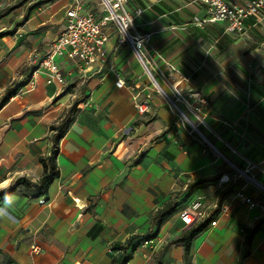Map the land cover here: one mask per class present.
<instances>
[{
	"label": "crops",
	"instance_id": "0c3cea01",
	"mask_svg": "<svg viewBox=\"0 0 264 264\" xmlns=\"http://www.w3.org/2000/svg\"><path fill=\"white\" fill-rule=\"evenodd\" d=\"M141 1L144 6L130 0L129 6L144 10L138 24L150 36L154 62L203 109L221 153L264 187V21L248 19L245 35L233 37L220 24L197 27L193 18L205 9L192 0ZM87 2L99 9L98 1ZM71 3L0 1V191L20 178L36 186L53 167L58 172L46 197L34 186H19L0 204V251L16 264H114L137 237L129 264H147L145 249L164 252L158 264H264V191L221 183L232 177L230 167L220 159L206 164L208 150L159 96L148 114L138 115L136 107L152 89L113 29L103 69L85 76L75 62L59 59L65 84H48L47 72L37 67L24 71L31 54L42 56L61 32ZM75 81L85 102L73 110L67 86ZM205 169L218 180L190 192ZM228 188L234 192L225 194ZM242 192L256 208L237 196ZM195 201L208 214L205 221L217 224L197 236L186 255L175 242L185 234L181 212ZM168 206L171 214L154 226Z\"/></svg>",
	"mask_w": 264,
	"mask_h": 264
},
{
	"label": "built area",
	"instance_id": "2783aa9c",
	"mask_svg": "<svg viewBox=\"0 0 264 264\" xmlns=\"http://www.w3.org/2000/svg\"><path fill=\"white\" fill-rule=\"evenodd\" d=\"M71 1L72 3L65 14L63 29L48 44L46 52L42 56L38 55L34 61V63H38V70L43 69L47 72L48 84L66 83L58 62L59 59L66 58L75 62L84 71V75L103 69L108 62L107 46L111 41L110 30L113 29L118 36L117 45L119 47L128 45L140 61L144 73L150 79L149 87H156L155 91L182 116L186 114L182 111L181 106H185L199 120V124L197 126L193 124V126L194 129L195 126L197 127V131L202 136L199 127L205 126L206 123L205 119L199 115L201 108L195 106L196 103L192 102V98L187 97L179 83H170L148 51L150 36L144 33L143 28L138 24V19L142 17L144 10L139 9L135 13L132 12L129 0H98L99 9L96 11L91 10L87 0ZM191 4L205 9L207 13L204 19L197 16L193 18L197 27L203 28L208 24H220L224 26L225 34L233 37L245 35V23L248 19L264 21V0H192ZM38 70L33 74L32 88L37 86ZM157 77L171 88L174 93L172 96L161 86ZM117 86L124 88L125 84L123 81H118ZM134 89H142V86L135 85ZM194 99L197 100L195 97ZM153 100L152 92L146 94L144 101L136 107L138 115L147 114ZM198 102L202 103L200 99ZM177 103L180 104V108L177 107ZM209 131L211 130L209 129ZM245 173L250 174V171L245 170ZM250 179L252 183L264 189L253 176ZM231 180L237 182V176L232 179L229 176H223L220 182L227 184ZM239 196L250 209L256 208L257 204L252 198L244 193H240ZM40 203H45V200L41 199ZM206 219H208V214L203 211L202 205L198 201L188 205L181 212L184 232L196 227ZM211 224L215 226L217 222L212 221ZM32 250L34 253L41 252V248L36 245H32Z\"/></svg>",
	"mask_w": 264,
	"mask_h": 264
},
{
	"label": "rangeland",
	"instance_id": "374dc122",
	"mask_svg": "<svg viewBox=\"0 0 264 264\" xmlns=\"http://www.w3.org/2000/svg\"><path fill=\"white\" fill-rule=\"evenodd\" d=\"M39 1L40 0H24V4H26V3H28V2H32L33 4H35V3H39ZM67 1L68 0H60V4L61 5H65L66 3H67ZM95 1H98V0H95ZM133 4H135V5H142V6H144V3L141 1V0H130ZM163 1H169L170 3H176V2H174V0H163ZM176 1H178V2H181V0H176ZM188 3H189V1L188 0H186ZM184 5H186V3H184ZM25 9V8H24ZM191 14H193L192 12H191ZM198 14V16L200 17V19H203V18H205L206 16H207V13H206V11L205 10H202L201 12H199V13H197ZM27 32V35H30V34H32V33H34L32 30H26ZM199 31V30H198ZM199 32H201V31H199ZM202 33V32H201ZM12 34H14V33H12V32H10V33H8V34H6V36L7 35H12ZM24 35H26V34H24ZM4 41H6V40H4ZM39 55V51H37V52H34V53H32L31 54V61H30V63L27 65V68H25V70L24 71H26V69L27 70H30V69H33V68H35V67H37L38 68V63H34V61H35V59H36V57ZM144 71V70H143ZM79 79V78H78ZM143 79H146L147 80V82L149 83V81H150V79H149V77H148V75L147 74H145L144 73V77H143ZM157 79L159 80V82H160V84H161V86L165 89V91L169 94V95H173L174 93H173V91L171 90V88L169 87V86H167L166 84H164L163 83V80H161V78H158L157 77ZM87 83H88V80L87 81H85V84H84V86L83 87H86V85H87ZM174 84V83H173ZM77 85V82L75 81L73 84H71V85H68L67 87H68V91L70 92V93H72L73 94V96H72V101H74V105L72 106V108L71 109H80V104H82V103H84L85 101H82V98L85 96V94L84 93H78V92H75L74 91V89L77 87L76 86ZM73 86V87H72ZM181 88H182V86H181ZM151 89H152V93H153V95H157V96H159L160 98H161V100L163 101V103L166 105V107H167V109H168V111L169 112H171L175 117H176V119L177 120H179L180 121V123L182 124H184L185 125V127L187 128V129H189L190 131H193V135H194V137H196L199 141H201V143L204 145L203 147L204 148H206L207 150H208V153L206 154V156H205V163L206 164H210L212 161H213V159H220V162L221 163H223L225 166L227 165V166H229L230 167V173H232L233 175H232V177H231V179L234 177V176H237V183L238 184H250L251 186H254L255 184L254 183H252V181H251V179L250 178H252V175L251 174H247V173H245V170H243V169H241V168H239L236 164H234L232 161H230L229 159H228V157L227 156H225L223 153H221V151L216 147V145L213 143V141H212V139H211V137L208 135L209 133H210V131H209V129H210V127L207 125V123H206V125L204 126V125H201L200 127H199V130L201 131V133H202V135H204V137L203 136H201V134L197 131V130H195L194 129V126H193V124L194 125H198L199 124V120L192 114V113H190L186 108H185V106H181V109H182V111L187 115V117H189V119L190 120H193V124H191V123H189L183 116H182V114L180 113V112H178L175 108L174 109H172V106L169 104V102L166 100V99H164L160 94H158L155 90H156V87H154V86H151ZM66 91V90H65ZM189 98V97H188ZM193 102V101H192ZM195 106H197V105H195ZM202 111H203V109H201V112L199 113V115L201 116L202 114ZM148 114V113H147ZM178 121V122H179ZM211 130V129H210ZM207 139V140H206ZM213 147H212V146ZM215 148V149H214ZM220 153L221 154H223V156H221L220 155ZM241 172H244L245 174H242ZM201 173H203V175L200 177L201 178V180L198 182V184H193L192 186H190V192H192L193 191V189L194 188H196V186H198V185H200V184H203L206 188L210 185L209 183H212V182H216L217 180H218V178L217 179H215L214 180V176H211L210 174H209V171H207V169H205V170H203ZM26 177L28 176V174H26L25 175ZM189 178L191 177L190 175L188 176ZM230 177V176H229ZM250 177V178H249ZM220 180V179H219ZM255 187L256 188H259L260 190H262V191H264V189L262 188V187H260V186H258V185H255ZM195 190V189H194ZM231 191V192H230ZM232 192H234V189H232V188H228L224 193L225 194H230V193H232ZM243 193V192H242ZM239 194L240 193H238L237 194V196H239ZM192 198V194H190L189 196H188V199L187 200H190ZM147 252H141V255L144 257V255H146V258H144V259H146V260H148V263L147 264H158L161 260H163L164 259V255H163V253L164 252H161V253H154V254H151V251H150V249H145ZM150 254H151V256H150ZM0 264H16L15 262H12V260H11V258L10 257H8L4 252H2V251H0Z\"/></svg>",
	"mask_w": 264,
	"mask_h": 264
},
{
	"label": "trees",
	"instance_id": "16d2710c",
	"mask_svg": "<svg viewBox=\"0 0 264 264\" xmlns=\"http://www.w3.org/2000/svg\"><path fill=\"white\" fill-rule=\"evenodd\" d=\"M15 94H16V92L13 91L8 95V97L14 96ZM55 141L57 143L58 137L55 138ZM57 153H58V148L56 146L53 150V154L51 157L52 161L55 160ZM57 178H58V172H56L55 167H53L49 173H46V175L41 179L40 183L37 184L36 186L33 185L31 182L27 181L26 179L20 178L16 182L15 186H13L12 188L0 191V204L7 198V196L11 195L12 192H14V190L19 186H26L29 188H32L34 186L35 191L39 196L46 197L49 194V191H50L52 184L55 182V180ZM3 193H5V194L3 195ZM171 211L172 210L170 209L169 206L160 210L153 219V225L154 226H162L164 221L166 220V218L171 214ZM211 223H212L211 220H207L205 222L200 223L196 227L191 228L190 230L185 232V234L181 238L177 239L175 244L183 245L185 252H186V255H188L194 239L197 236H199ZM135 238H137V237H134V238L131 237L126 242V245L123 246V248H122V250H123L122 255L119 257L118 260H115L114 264H129V262L132 258V255L129 253V247L131 246L132 241ZM12 262H15V261L12 260Z\"/></svg>",
	"mask_w": 264,
	"mask_h": 264
},
{
	"label": "bare ground",
	"instance_id": "6f19581e",
	"mask_svg": "<svg viewBox=\"0 0 264 264\" xmlns=\"http://www.w3.org/2000/svg\"><path fill=\"white\" fill-rule=\"evenodd\" d=\"M177 107H179V108H180V104H178V103H177ZM183 117H184V118H185V119H186V120H187L189 123H191V124H193V123H194V122H193V120H190V119H189V117H190V116H189V117H187V115H184V114H183ZM202 136L204 137V135H202ZM204 138H205V137H204ZM206 140H207V139H206Z\"/></svg>",
	"mask_w": 264,
	"mask_h": 264
},
{
	"label": "water",
	"instance_id": "95a60500",
	"mask_svg": "<svg viewBox=\"0 0 264 264\" xmlns=\"http://www.w3.org/2000/svg\"><path fill=\"white\" fill-rule=\"evenodd\" d=\"M195 130H197V127L195 126Z\"/></svg>",
	"mask_w": 264,
	"mask_h": 264
}]
</instances>
